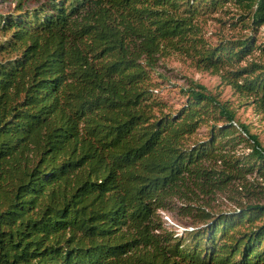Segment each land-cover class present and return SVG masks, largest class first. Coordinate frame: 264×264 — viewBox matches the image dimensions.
<instances>
[{"label":"trees","instance_id":"1","mask_svg":"<svg viewBox=\"0 0 264 264\" xmlns=\"http://www.w3.org/2000/svg\"><path fill=\"white\" fill-rule=\"evenodd\" d=\"M0 2V264H264V202L206 206L262 185L261 141L195 80L172 107L156 70L183 54L264 115V0ZM231 7L249 33L212 43Z\"/></svg>","mask_w":264,"mask_h":264},{"label":"rangeland","instance_id":"2","mask_svg":"<svg viewBox=\"0 0 264 264\" xmlns=\"http://www.w3.org/2000/svg\"><path fill=\"white\" fill-rule=\"evenodd\" d=\"M9 8L8 3L0 2V12L7 11ZM235 13L237 12L231 7L230 12L217 11L208 14L204 20L205 36L212 43H215L220 38H236L248 34L247 29L236 23V17H233V15H236ZM255 37L257 44H264V24L257 29ZM3 39L4 37L0 36V41ZM251 57L264 62V53H260L258 50L254 51ZM156 70L163 73L165 79L158 89V94L172 107L177 108L184 101V97L180 93V87L186 86L190 79L195 80L203 84L209 92L217 94L222 101H227L230 107L235 110L236 120L248 125L250 132L258 136L264 147V115L255 111L251 102H248L250 100L236 93L230 85L222 81L218 74L197 68L192 60L177 52H171L163 56ZM156 76L155 73L154 77ZM207 132L206 126L202 125L195 137L203 138ZM238 149V152L248 151L243 147H238ZM259 182H262L263 185L264 177L263 180L259 179ZM260 185L253 188L249 187L248 190H239L241 189L239 184L234 183L224 189H217L216 192L211 194V201L206 206L218 211L231 209L244 202L259 201L263 203L264 191H260L263 188ZM159 212L166 225L172 226L177 234H181L183 228L188 227L186 224H190V218H180L173 210H160ZM181 225H186V227ZM191 225L195 224L191 223Z\"/></svg>","mask_w":264,"mask_h":264},{"label":"built area","instance_id":"3","mask_svg":"<svg viewBox=\"0 0 264 264\" xmlns=\"http://www.w3.org/2000/svg\"><path fill=\"white\" fill-rule=\"evenodd\" d=\"M236 124V123H234ZM193 227L192 226H188L187 228H183V229H186V230H191Z\"/></svg>","mask_w":264,"mask_h":264}]
</instances>
